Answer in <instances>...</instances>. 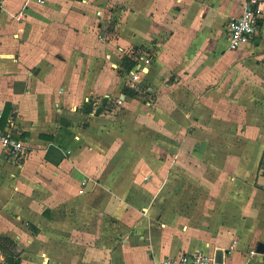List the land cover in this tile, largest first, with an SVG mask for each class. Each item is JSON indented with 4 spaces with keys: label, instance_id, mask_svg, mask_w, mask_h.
Here are the masks:
<instances>
[{
    "label": "crops",
    "instance_id": "1",
    "mask_svg": "<svg viewBox=\"0 0 264 264\" xmlns=\"http://www.w3.org/2000/svg\"><path fill=\"white\" fill-rule=\"evenodd\" d=\"M243 1L5 2L0 109L28 153L17 164L0 147V236L19 264L195 251L264 264V2L262 33L242 52L219 43ZM124 57L143 67L141 84ZM124 88L144 91L151 111L123 118L150 130L108 128L95 102L84 109L95 98L142 109Z\"/></svg>",
    "mask_w": 264,
    "mask_h": 264
},
{
    "label": "built area",
    "instance_id": "2",
    "mask_svg": "<svg viewBox=\"0 0 264 264\" xmlns=\"http://www.w3.org/2000/svg\"><path fill=\"white\" fill-rule=\"evenodd\" d=\"M6 1L7 0H0V8L4 6ZM263 2L264 0H244L240 14L229 19L226 26V38L230 49H235L240 45L250 43L262 33ZM145 62H148V60L146 59ZM142 71L143 67L136 63L135 60V64L128 71V79L131 86L141 84ZM0 147L4 157L15 161L17 164L20 163V160L28 153L27 145L24 143L23 139L18 136L13 118L4 115L2 109H0ZM259 173L264 176V166L260 168ZM151 264L217 263L213 257L202 251H195L193 253H181L175 257L163 258L158 261H153Z\"/></svg>",
    "mask_w": 264,
    "mask_h": 264
},
{
    "label": "rangeland",
    "instance_id": "3",
    "mask_svg": "<svg viewBox=\"0 0 264 264\" xmlns=\"http://www.w3.org/2000/svg\"><path fill=\"white\" fill-rule=\"evenodd\" d=\"M227 39L223 38L222 40L219 41V43L224 44L225 46H227L226 42ZM245 45H241L238 48L231 50V51H236V52H242L243 51V47ZM171 80V79H170ZM136 86V85H135ZM138 89V88H137ZM140 90V89H138ZM231 91V89H230ZM136 92V91H135ZM146 93H144V91H139L136 92V97H134L136 99L135 102H132V104H136V102L138 104L141 103V107L142 109H137L135 106L134 107H130V106H123L117 98H111V99H107L106 101H103V99L98 98V99H89V101H86L84 109L87 108V106L89 105L88 103L90 102H95L96 104L93 106L95 108V114L97 117H99L103 123H107L108 128H117L121 131H130L131 133L136 134V131L139 127H142V129H148L150 130L152 127V124H148L147 122H142L140 125H138L136 127L135 125V121L138 119H133V120H126L125 118H123V116L126 114L127 111H132L133 113L137 112L139 114H143L146 112H150L149 109L146 107V103L144 101ZM146 106H145V105ZM93 105V104H92ZM184 105V104H183ZM247 105L245 104L243 108H245V110H247ZM99 109V110H98ZM244 110V111H245ZM93 112V111H92ZM134 115V114H133ZM140 121V120H138ZM141 135V134H140ZM142 138L148 142H155L154 137L151 135H142ZM165 139L166 137H160V139ZM130 143V142H129ZM127 143V145L129 144ZM157 143V141H156ZM1 253V250H0ZM0 264H6L5 260L3 257L0 256Z\"/></svg>",
    "mask_w": 264,
    "mask_h": 264
},
{
    "label": "trees",
    "instance_id": "4",
    "mask_svg": "<svg viewBox=\"0 0 264 264\" xmlns=\"http://www.w3.org/2000/svg\"><path fill=\"white\" fill-rule=\"evenodd\" d=\"M134 63L135 60H132L129 57H124L122 62L123 70L129 71ZM123 92L129 96L136 95V92L129 88H124ZM0 250V256L4 258L6 264H19L22 251L17 247L13 239L8 236H0Z\"/></svg>",
    "mask_w": 264,
    "mask_h": 264
},
{
    "label": "water",
    "instance_id": "5",
    "mask_svg": "<svg viewBox=\"0 0 264 264\" xmlns=\"http://www.w3.org/2000/svg\"><path fill=\"white\" fill-rule=\"evenodd\" d=\"M260 248H261V250H263L264 249V246L263 245H261L260 246ZM215 262L217 263V264H221L220 262H218L216 259H215Z\"/></svg>",
    "mask_w": 264,
    "mask_h": 264
}]
</instances>
